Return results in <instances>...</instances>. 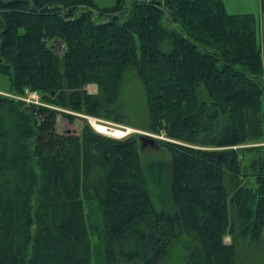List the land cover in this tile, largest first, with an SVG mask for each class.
Wrapping results in <instances>:
<instances>
[{"label":"trees","instance_id":"1","mask_svg":"<svg viewBox=\"0 0 264 264\" xmlns=\"http://www.w3.org/2000/svg\"><path fill=\"white\" fill-rule=\"evenodd\" d=\"M126 1L0 0L8 90L52 105L0 96V264H161L183 234L184 264H264L263 145L240 146L264 138V0ZM130 79L143 126L176 141L164 159L143 165L135 135L57 131L64 108L123 121Z\"/></svg>","mask_w":264,"mask_h":264},{"label":"rangeland","instance_id":"2","mask_svg":"<svg viewBox=\"0 0 264 264\" xmlns=\"http://www.w3.org/2000/svg\"><path fill=\"white\" fill-rule=\"evenodd\" d=\"M99 6H110L114 4L115 0H95ZM128 0L126 1V3ZM125 3V4H126ZM225 3L227 4V10L231 12L234 9L237 10H243V9H252L258 10L259 8V0H225ZM238 7H234V6ZM58 50L62 48V46L59 44L58 45ZM263 62V72H264V55L263 59L261 60ZM95 84L97 83H89L85 86V88L89 92H96L95 91ZM10 86L8 76L5 74L0 73V89L1 90H8ZM98 89V85H97ZM28 98L30 99L28 103L32 105H38L42 102V95L38 91H30ZM121 99L124 101L126 104V114L124 115V120L123 121H117L113 118H107L103 115H91V114H86L83 112L75 111V110H70L68 108H64L65 112L72 114L73 117L71 118H66L65 116L58 115L56 123H55V128L59 133L67 131L68 133H75V134H80L82 132L83 126H85V123L89 124L94 131H98L94 128V126L91 125L90 120H89V115L94 116L95 118H99L104 124L107 126L114 127L116 129V126L122 127L123 128V134L120 137L108 135L105 133H102L98 131L99 133L105 135V136H111L115 138H125L128 136L135 135L137 138H140L141 136H147L155 140L154 144H151L149 141H145L143 146L141 147L140 143L141 141L139 140V145H140V154H141V159L144 162L147 160H162L164 159L163 157L166 156L168 153L166 152L165 149L161 148L159 144L161 141H175V139L171 138L168 134H165L163 130H157V131H152L146 127H144L143 123L146 118V112L145 110V100L143 97V89H141L140 83L138 79H130L128 82L124 84L123 88V94L121 96ZM25 101V100H23ZM26 103V101H25ZM45 103V102H44ZM46 104V103H45ZM108 126V127H109ZM111 130V129H110ZM181 142V141H180ZM259 142V143H258ZM261 142H264V138H260L259 140H254L251 141L249 140L246 145L245 144H240V146H244L246 148H249V146H256L259 147L258 145H263V152H264V144H260ZM183 143V142H181ZM186 144V143H184ZM258 144V145H257ZM207 148V147H206ZM253 150V149H252ZM251 149L246 150L245 152V159H249L253 156H255L254 152ZM240 178L242 179L244 184H247L249 186H254L255 185V180L253 177L250 179L245 176V175H240ZM93 205H96L93 202ZM97 206V205H96ZM95 207V206H94ZM98 207V206H97ZM99 210V207L97 208ZM261 239L259 242L260 246L264 247V225L261 228ZM225 237L223 238L224 243L230 245L233 239H235L233 236H231V233H227L224 235ZM98 235H92V241L97 242L98 240ZM248 241V239H246ZM189 245V239L187 238L186 234H183L180 240L175 242L171 247H170V252L169 255L164 258L161 261V264H184V258H186L190 253L191 249L187 246ZM98 249V248H97Z\"/></svg>","mask_w":264,"mask_h":264},{"label":"bare ground","instance_id":"3","mask_svg":"<svg viewBox=\"0 0 264 264\" xmlns=\"http://www.w3.org/2000/svg\"><path fill=\"white\" fill-rule=\"evenodd\" d=\"M89 120L94 128L102 133L110 134L112 136L120 137L123 134V128L116 126V129L111 126L104 124L99 118L89 116ZM111 129V130H110ZM152 144V143H151Z\"/></svg>","mask_w":264,"mask_h":264},{"label":"water","instance_id":"4","mask_svg":"<svg viewBox=\"0 0 264 264\" xmlns=\"http://www.w3.org/2000/svg\"><path fill=\"white\" fill-rule=\"evenodd\" d=\"M97 90V84H95V91ZM140 141L142 143V145L144 144L145 141H149L150 143L154 144L155 143V140L150 138V137H147V136H141L140 138ZM194 264V263H193Z\"/></svg>","mask_w":264,"mask_h":264},{"label":"crops","instance_id":"5","mask_svg":"<svg viewBox=\"0 0 264 264\" xmlns=\"http://www.w3.org/2000/svg\"><path fill=\"white\" fill-rule=\"evenodd\" d=\"M226 4V3H225ZM227 5V4H226ZM234 7H238L237 5L236 6H234ZM259 7H260V4H259ZM259 9V8H258ZM232 11H236V12H243V11H252V9L250 8V9H243V10H237V9H234V10H232Z\"/></svg>","mask_w":264,"mask_h":264},{"label":"built area","instance_id":"6","mask_svg":"<svg viewBox=\"0 0 264 264\" xmlns=\"http://www.w3.org/2000/svg\"><path fill=\"white\" fill-rule=\"evenodd\" d=\"M27 101H29L30 99L28 97H26Z\"/></svg>","mask_w":264,"mask_h":264}]
</instances>
